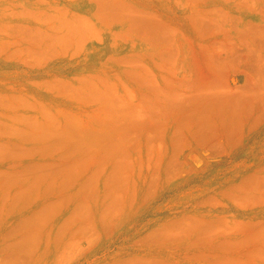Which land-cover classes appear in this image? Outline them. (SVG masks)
<instances>
[{
  "label": "rangeland",
  "instance_id": "obj_1",
  "mask_svg": "<svg viewBox=\"0 0 264 264\" xmlns=\"http://www.w3.org/2000/svg\"><path fill=\"white\" fill-rule=\"evenodd\" d=\"M0 264H264V0H0Z\"/></svg>",
  "mask_w": 264,
  "mask_h": 264
}]
</instances>
